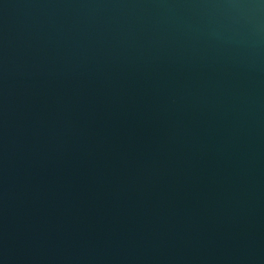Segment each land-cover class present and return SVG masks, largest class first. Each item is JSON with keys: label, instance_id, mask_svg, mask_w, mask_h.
<instances>
[{"label": "water", "instance_id": "95a60500", "mask_svg": "<svg viewBox=\"0 0 264 264\" xmlns=\"http://www.w3.org/2000/svg\"><path fill=\"white\" fill-rule=\"evenodd\" d=\"M0 264H264V0H0Z\"/></svg>", "mask_w": 264, "mask_h": 264}]
</instances>
